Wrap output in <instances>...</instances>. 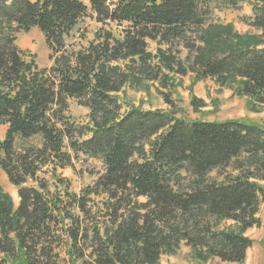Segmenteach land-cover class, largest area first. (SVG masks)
<instances>
[{
    "label": "trees",
    "instance_id": "1",
    "mask_svg": "<svg viewBox=\"0 0 264 264\" xmlns=\"http://www.w3.org/2000/svg\"><path fill=\"white\" fill-rule=\"evenodd\" d=\"M246 5L249 31L215 17ZM86 17L100 25L94 38L69 44ZM32 28L49 67L16 42ZM189 75L259 111L264 0H0V171L18 196L0 183V264H163L183 246L200 261L244 264L245 233L261 226L264 123L187 119L128 99L157 84L178 108L177 79ZM83 156L100 169L75 191L64 171Z\"/></svg>",
    "mask_w": 264,
    "mask_h": 264
},
{
    "label": "rangeland",
    "instance_id": "2",
    "mask_svg": "<svg viewBox=\"0 0 264 264\" xmlns=\"http://www.w3.org/2000/svg\"><path fill=\"white\" fill-rule=\"evenodd\" d=\"M252 9L246 5L240 12L230 10H215V17L221 21L233 22L235 27L242 32L251 30L242 22L243 16H251ZM100 25L92 17L82 19L68 38L69 44L78 45L85 43L87 38H94L95 31ZM16 42L22 49L29 50L36 55L37 62L41 67H49L52 64L50 59V50L46 44L44 35L38 28H32L29 31H20L16 34ZM79 46H77L78 48ZM176 81V77L172 80ZM179 84V86H178ZM182 84V85H181ZM181 85V86H180ZM149 87L139 90H128V99L143 109H164L174 110L178 117L187 119H202L209 121L241 120L255 123H264V106L259 111H252L247 103V98L239 97L233 93V90L221 87L213 80L195 81L190 75L185 78L177 79L176 90L173 92V98L178 108L171 107L165 102L164 97L159 93L157 84L148 85ZM193 96L201 98L204 107L195 109L191 104ZM70 114L78 121L87 119L88 110L79 105L76 101L70 104ZM6 132V126L0 124V139H3ZM22 142L18 140L17 144ZM76 169L68 168L64 174L72 181V188L79 191L84 185L91 183L96 177V172L100 169V162L96 159L83 156L79 161H75ZM213 177L221 179L218 174L212 173ZM0 183L9 191L15 202H18L17 190L11 185L7 176L0 171ZM259 217L261 226L249 229L245 234L254 240L253 246L247 252V258L244 264H264V204L261 206ZM233 221H224L221 227H232L236 224ZM163 264H238L223 262L217 258H209L208 261H200L191 250L183 246L174 254H166L162 257Z\"/></svg>",
    "mask_w": 264,
    "mask_h": 264
}]
</instances>
